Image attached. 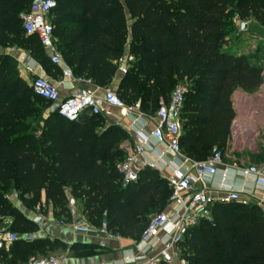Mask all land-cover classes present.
I'll return each instance as SVG.
<instances>
[{"label":"trees","instance_id":"1","mask_svg":"<svg viewBox=\"0 0 264 264\" xmlns=\"http://www.w3.org/2000/svg\"><path fill=\"white\" fill-rule=\"evenodd\" d=\"M55 1L49 14L54 44L75 77L108 89L122 60L133 56L115 93L127 105L140 102L150 115L178 84L189 83L181 150L190 159L209 158L215 147L224 153L235 117L233 94L253 92L263 82L262 65L225 45L237 20L264 27V0ZM31 6L32 0H0V45L21 47L48 66L46 49L23 28L21 15ZM51 105L20 78L10 56L0 55V218L11 219L13 231H38L7 199L15 192L26 207L46 214L52 205L57 219L69 220L70 189L88 221L139 240L151 217L168 205L171 189L151 169L141 170L137 182L123 181L117 164L126 153L115 149L119 134L100 133L101 113L68 122L51 114ZM30 118L40 126L22 132ZM9 247L16 256L66 250L60 242L25 238ZM181 249L187 264H264V211L256 204H215L211 220L192 228ZM72 251L76 257L88 253L82 244Z\"/></svg>","mask_w":264,"mask_h":264},{"label":"crops","instance_id":"2","mask_svg":"<svg viewBox=\"0 0 264 264\" xmlns=\"http://www.w3.org/2000/svg\"><path fill=\"white\" fill-rule=\"evenodd\" d=\"M127 18L129 26H131L132 20L128 11ZM242 25L243 23L239 20L235 23V26H240L244 32L246 27L243 29ZM228 44L225 45V49L247 54L244 51L236 50L237 48H229ZM46 54L49 58L48 66L41 64L38 59L21 47L0 45V55L10 56L17 63L19 76L27 84L34 77L40 76L58 87L61 98H67L81 89L95 94L101 106L100 117L103 120L100 133H105L108 136L111 131H115V134L120 135L116 150H122L127 154L144 138H150L151 143L146 159L148 162L154 163L156 167L146 169L157 171L166 187H168V179L171 176L189 168V163L185 161V158L188 157L183 152L182 155H179L151 139V134L156 126L155 114H146L141 109L129 112L107 106L102 100L106 88L97 87L90 81L79 79L74 75L73 78L63 81V67L52 64L50 52L46 50ZM262 67L263 82L259 88L253 92L238 89L232 96L235 117L231 123V133L224 151L223 162L218 168L217 174L207 178L206 181L209 187L220 194L232 190L244 191L250 204H256L264 211V187L257 185L252 176H246L243 172L249 166L264 169V66L262 65ZM122 78L123 74L119 70L108 89L116 92ZM188 159L193 162H201L205 161L207 157L195 155L193 159ZM66 195L69 200V220L57 219L54 216L52 205H49L47 215L42 217L43 220L38 226V231L33 234L37 240H45L50 243L60 242L66 246V250H54L61 251L66 255V260L62 264H118L126 257L140 255L139 240L113 234L103 235L99 229L96 230L92 227L89 234L76 233L73 226L88 221L84 214L82 200L74 198L70 189L66 190ZM162 212L171 214L170 203ZM9 224H11V220ZM162 238H164L163 234ZM77 244L85 245L88 253L76 257L72 249ZM160 248L161 245H158L150 254L156 253Z\"/></svg>","mask_w":264,"mask_h":264},{"label":"built area","instance_id":"3","mask_svg":"<svg viewBox=\"0 0 264 264\" xmlns=\"http://www.w3.org/2000/svg\"><path fill=\"white\" fill-rule=\"evenodd\" d=\"M56 6L55 0H32L30 10L21 15L23 28L26 35H35L41 45L50 52L52 64L63 67V81L73 78L72 70L64 62L54 44V28L49 19L51 10ZM133 56L127 55L121 63L120 71L122 74L127 72L129 63ZM29 86L39 97L53 103L59 104L58 114L68 122L78 121L83 115H99L101 106L97 97L92 92L81 89L74 92L67 98H61L58 87L48 79L36 76ZM188 92L187 84H178L170 99L159 101L158 108L154 115L156 126L151 134V139L165 145L175 153L182 155L180 147V136L182 133L181 115L185 105ZM103 102L107 106L133 112L139 111L140 102L127 105L111 89H106ZM150 138H144L136 144L118 162L117 169L123 176L126 184L137 182L141 170L155 168L154 163L147 161V151L150 148ZM224 153L215 147L212 154L205 161L193 162L188 158L189 168L182 173H177L168 179V187L172 193L169 199L171 214L160 212L151 217L147 228L138 246L141 250L137 257H126L118 264H187L182 257L181 244L189 231L204 220H211V208L215 204H229L238 202L250 204L245 197L244 191H227L220 194L209 187L206 179L217 174L218 168L223 162ZM246 176H252L257 185L264 187V169L257 166H249L245 169ZM76 233L86 235L91 231V225L87 222L73 226ZM103 235H111L104 222L99 229ZM164 238L161 239V235ZM35 239L33 234L25 237V240ZM17 240L15 233H0V249L9 247ZM158 245L161 248L154 254H150ZM66 257H30L23 264H62Z\"/></svg>","mask_w":264,"mask_h":264},{"label":"rangeland","instance_id":"4","mask_svg":"<svg viewBox=\"0 0 264 264\" xmlns=\"http://www.w3.org/2000/svg\"><path fill=\"white\" fill-rule=\"evenodd\" d=\"M246 26V30L242 32L241 27L235 26V29H233L232 35H230V39L228 41L229 48L234 47V49L238 51H244L253 58V62L256 64H260L264 66V27L261 26L258 22L254 20H250L246 23H243ZM13 68V66H12ZM189 86V83H187ZM31 108V107H30ZM26 125L29 127L22 129V132H31L34 128H37L40 126V123L33 119H27ZM7 199L9 202L18 207L23 215L30 221L34 222L36 224V220L38 218H41V221L43 220L42 217H45L46 214L41 213L39 208L37 206L35 207H26L23 202L21 201L18 194L15 192H12L7 195ZM11 219L8 218H0V231H3L4 233L11 234L15 233L17 236V239H23L27 234L19 233L16 231L11 230L10 228V222ZM88 221V220H87ZM92 228L98 230L99 227L94 225L92 222L88 221ZM15 251L11 250L10 247L6 248L5 253H0V264H22L26 259L30 257H48V256H55L58 258L66 257L65 254L61 251H50V252H29L24 253L23 255L16 256L14 255Z\"/></svg>","mask_w":264,"mask_h":264},{"label":"water","instance_id":"5","mask_svg":"<svg viewBox=\"0 0 264 264\" xmlns=\"http://www.w3.org/2000/svg\"><path fill=\"white\" fill-rule=\"evenodd\" d=\"M245 27H246L245 24H243L242 28L245 29ZM58 108H59V104L57 102H53L51 105L50 113L53 114L55 112H58ZM35 222L38 226H40L42 223L41 218H38Z\"/></svg>","mask_w":264,"mask_h":264}]
</instances>
